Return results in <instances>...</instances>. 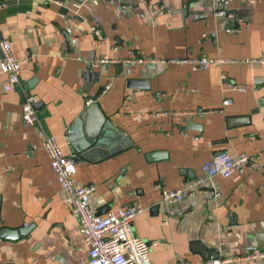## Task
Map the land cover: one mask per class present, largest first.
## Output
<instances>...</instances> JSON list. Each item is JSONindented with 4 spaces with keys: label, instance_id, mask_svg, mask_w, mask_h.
I'll return each instance as SVG.
<instances>
[{
    "label": "crops",
    "instance_id": "0c3cea01",
    "mask_svg": "<svg viewBox=\"0 0 264 264\" xmlns=\"http://www.w3.org/2000/svg\"><path fill=\"white\" fill-rule=\"evenodd\" d=\"M59 1L0 0V38L11 42L40 120L23 122V89L3 91L0 72V228L29 226L0 236V264H87L44 133L73 155L75 178L95 185L89 203L98 213L141 207L132 228L151 244V264L264 248V63L249 61L264 55V0H227L230 18L215 14L217 0H155L165 5L156 11L147 0ZM135 50L144 61L126 62ZM104 54L114 60L95 65ZM201 54L230 60L196 69L175 61ZM92 101L127 146L109 135L71 147L67 128ZM218 150L255 153L258 161L205 177L203 190L179 202L161 200L163 189L203 175Z\"/></svg>",
    "mask_w": 264,
    "mask_h": 264
},
{
    "label": "built area",
    "instance_id": "2783aa9c",
    "mask_svg": "<svg viewBox=\"0 0 264 264\" xmlns=\"http://www.w3.org/2000/svg\"><path fill=\"white\" fill-rule=\"evenodd\" d=\"M56 1L60 3L59 0ZM226 2L227 0H217L218 8L215 10V14L230 18L232 14L224 9ZM147 3L152 11L165 7L163 2L160 1L147 0ZM90 30L98 42L106 41L105 35L99 26L92 25ZM130 55L125 59L126 62L144 61L143 58L138 56L137 50L132 51ZM113 60L107 54H104L95 65ZM225 60L230 59L205 54L175 59L176 62L189 63L193 69L206 68L211 64ZM249 61L264 63V55L250 58ZM0 72L5 75V79L1 84L3 91H8L14 86L23 89L21 111L23 122L28 125H39L40 120L34 108L36 97L23 88L18 59L12 53L11 42L5 38H0ZM109 85V83L105 84L102 91H105ZM233 87L244 89V87L238 85ZM222 102L227 104L230 102V98H224ZM163 112L168 113L167 111ZM42 146L49 157V165L60 186L62 199L79 220L83 240L88 246L87 264H151L149 258L151 244L144 238L135 235L132 228L134 217L141 210V207L138 204L120 205L109 209L104 214L98 213L89 203V195L94 190L95 185L81 183L75 178L76 168L73 155L65 154L56 138L51 134L44 133ZM257 161L258 154L255 153H239L231 156L225 150H218L202 164L203 175L186 179L182 186L163 189L161 200L171 204L179 202L187 195L203 190L202 183L205 177L213 174L227 177L235 171L242 172L246 168L255 166ZM209 193L213 196L218 194L214 189H211ZM237 262L264 264V248L248 249L238 253H225L195 263L187 260H176L174 264H228Z\"/></svg>",
    "mask_w": 264,
    "mask_h": 264
},
{
    "label": "water",
    "instance_id": "95a60500",
    "mask_svg": "<svg viewBox=\"0 0 264 264\" xmlns=\"http://www.w3.org/2000/svg\"><path fill=\"white\" fill-rule=\"evenodd\" d=\"M36 105L37 102L34 103V106ZM88 105L89 106L85 108L84 112L79 114L67 128V136L71 147L73 149H80L86 147L89 142H99L103 137L109 135H112L115 138L114 141H116V144L119 143V147L127 146L128 142L125 136H123L114 125L104 118L97 104L92 101ZM88 112H91L92 114L91 119H83L84 114ZM82 119L85 121L84 125L82 124ZM28 227V225H24L19 229L3 227L0 228V236L15 238L25 232Z\"/></svg>",
    "mask_w": 264,
    "mask_h": 264
}]
</instances>
